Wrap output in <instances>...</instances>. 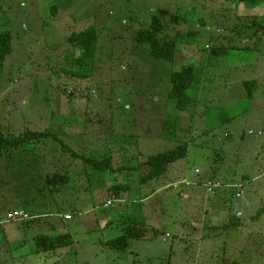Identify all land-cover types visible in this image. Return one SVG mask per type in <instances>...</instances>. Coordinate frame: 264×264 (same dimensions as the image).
<instances>
[{
    "label": "rangeland",
    "instance_id": "rangeland-1",
    "mask_svg": "<svg viewBox=\"0 0 264 264\" xmlns=\"http://www.w3.org/2000/svg\"><path fill=\"white\" fill-rule=\"evenodd\" d=\"M237 2L0 0V31L13 36L12 54L0 64V131L50 129L55 112L66 131L64 139L76 150L82 148L77 138L85 124L86 133L94 134L86 137L89 145L100 151L107 148L102 146L105 140H118L116 146L145 156L188 146L187 157L158 181L143 186L141 173H131L128 192L113 195L108 209L101 204L103 198L112 197L108 186L123 183L125 175L108 172L104 187L98 175L83 173L77 178L81 186H67L60 195L38 184L37 177L31 180V173L21 177V171L34 169L31 158L0 157L4 211L0 221H7L17 208L32 211L36 205L52 214L51 219H57L58 209L73 217L56 230L42 229L43 235L69 234L73 241L60 250L62 254L46 255L43 264H264V4L248 10ZM53 5L59 8L56 15L50 11ZM154 17L166 25L164 37L185 39L179 40L172 63L153 58L149 46L136 40L138 30L147 28ZM90 26L99 31L94 74L90 79L74 78L69 68L77 54L66 39ZM183 52L185 61L180 58ZM185 65L201 67L202 78L188 91L195 106L178 111L170 97V76ZM247 82L255 83L252 98ZM47 148L60 147L49 140ZM114 154V165L121 164V156ZM36 169L38 175L41 168ZM207 179L240 185L243 198L230 190L206 188L202 182ZM184 180L193 185L184 186ZM42 189L46 197L39 193ZM148 194L152 195L143 201ZM28 199L36 205L27 204ZM219 206L227 216L217 217ZM239 211L242 226L222 233L226 217L228 221ZM259 211L260 217L251 219ZM135 218L145 223L148 241L133 240L128 251L99 247L100 242L120 236ZM150 220L156 230L147 225ZM17 223L21 222L0 225V264L29 263L18 254L32 251L33 231L16 229V234L11 229ZM4 232L9 244L26 240V233L29 241L7 251ZM90 240L95 246H88ZM225 244L235 248L224 249ZM258 258L260 262H254Z\"/></svg>",
    "mask_w": 264,
    "mask_h": 264
},
{
    "label": "trees",
    "instance_id": "trees-1",
    "mask_svg": "<svg viewBox=\"0 0 264 264\" xmlns=\"http://www.w3.org/2000/svg\"><path fill=\"white\" fill-rule=\"evenodd\" d=\"M240 4H243L249 10L255 9L256 7L264 4V0H238L237 6ZM1 10L2 7L0 6V14ZM50 11L56 15L59 12V8L57 5H53L51 6ZM165 29L166 25L163 23V21L158 17H154L151 24L147 28L138 30L136 40L140 46H149V51L153 58L172 63L175 60L176 52L179 48V40L185 39L178 35L176 36H178L179 39L171 38L172 36L164 37L163 33ZM98 32L99 31L95 26H90L89 28H86L80 32H73L67 37L66 42L69 46H71L72 53L77 54V56L72 57L69 68V72H71L72 77L78 79L92 78L97 62V51L99 44ZM188 36L192 38L195 37V34L189 33ZM12 41L13 36L9 31H0L1 65H3L8 56L12 54ZM202 71V68L196 65H185L180 70L171 72L170 97L171 100L174 101L175 107L178 111H185L188 110L190 106H195V98H191L188 94V91L200 83ZM244 85L248 89V96L252 98L255 83L247 82L244 83ZM55 115V112L51 113L50 119L51 122H53V125L50 127V129H45L42 131L26 129L23 132L17 134L9 131L7 133V130L5 132L0 131V157H3L5 161L8 159L11 160L12 158L16 159L18 155L22 156L23 161L25 157L31 158V163L34 166V169L31 171L27 168V170L30 172L25 170L21 171V177L26 179L23 175L28 176V173H31L32 175L28 177H30L31 180L32 178L35 180L37 177V183L41 184L42 187L48 188L50 193L55 192L56 194L62 195L65 193L64 189L67 186H71L73 184L75 185V183L78 186H81L80 181L77 180V178L78 176H82L83 173L87 177L98 175V178H101L102 180L105 179V176L108 174V172H110V174L116 173L125 175L126 177L124 176L123 178V181L125 182V179L127 181L131 173L139 172L141 173L139 177V184L144 186L151 181H158L160 178L164 177L175 163L185 159L188 155V146L186 144H180L175 149L151 156H145L137 153L139 155L138 157L135 152H130V150H126L124 147L116 146L118 143L116 141L118 140L112 141L115 143L110 146H108V144L112 142H107V140H105L102 146L106 145L107 148L104 146L103 151L96 150L93 148L94 146L92 147L91 144L89 145V140L86 138L90 136V134H93L92 132L86 133L87 124H85L83 128L79 127L83 133H81L77 139L78 142L81 143L80 145L82 148L76 150L74 146L69 144L64 139V137H66V131L62 130L63 127H61V124ZM74 121L77 123L80 122L76 119H74ZM95 137L99 138V136ZM95 139L96 140L94 143L97 142V138ZM49 140L57 143L60 148H47V142ZM114 153H117L121 156V164L114 165ZM129 156L131 157L128 158ZM135 156L138 157V161L136 160ZM35 159L40 160H37L36 162ZM6 166L10 167L9 163H5L4 167ZM37 166L41 168V170H39L40 172H38L39 176L36 172ZM77 166H79V168ZM88 168L91 170V172L88 171ZM75 177L76 179H74ZM88 180L90 179L88 178ZM209 181L213 180L207 179L205 182L203 181L204 183L202 182V184L205 185ZM124 182H117V184H111L108 186L107 180L103 181V186H108V190L112 195V197L103 198L101 204L105 209H108L113 205V195H119L120 193L126 194L128 192L129 180L126 184H124ZM224 184L229 183L224 182ZM192 185L193 183H191L190 186H184L191 187ZM230 191L235 193L236 189L233 188ZM39 193L46 197V192L44 189L40 190ZM155 193L156 191H154L152 194ZM152 194L144 196L143 201L148 199ZM109 201L112 202V205L105 207ZM26 203L29 205H36L35 200H33L32 203L30 200ZM36 207L39 208V205H36ZM37 208H34L32 211L24 208H18L19 210L27 212L29 216L32 217L31 220L24 221L26 224H32L35 220L38 221L39 219L43 218V216H52V214L44 213V211H42L43 209ZM262 210V213H264V206L261 208V211ZM56 212V217H63L66 215V219L67 216H70L69 214H63L59 209ZM260 215L261 212L259 211L257 217ZM72 219L73 217L71 215L70 219H66V221ZM144 224L145 223L141 222L140 219H131L128 221L126 227H124V232L122 235L105 241L102 245L115 251H128L131 248L133 240H141L143 238L145 228V226H143ZM239 226H242L241 217H237V215H231L227 225L222 227L221 232L223 233V231H231L233 229L236 230ZM152 229L156 230L155 228ZM221 232H219L217 235H221ZM155 233H158V231H155ZM33 240L35 241L37 250L42 253L56 252L73 242L71 240V235L69 234L57 235L55 237H49L40 234L34 236ZM232 263L236 264V262Z\"/></svg>",
    "mask_w": 264,
    "mask_h": 264
},
{
    "label": "crops",
    "instance_id": "crops-1",
    "mask_svg": "<svg viewBox=\"0 0 264 264\" xmlns=\"http://www.w3.org/2000/svg\"><path fill=\"white\" fill-rule=\"evenodd\" d=\"M178 52V51H177ZM177 55H178V53H176ZM180 58L183 60V61H185L186 59H187V53H185V52H183V53H181V56H180ZM178 71V70H177ZM157 192V191H156ZM223 194V193H222ZM222 196V195H221ZM223 197V196H222ZM123 201V200H122ZM219 209H220V214H217V217L219 216V217H223V216H227V215H225V213L227 212L224 208H222V206H219L218 207ZM222 208V209H221ZM18 209V208H17ZM22 209V208H21ZM13 210V209H12ZM9 211H11V210H9ZM8 211V212H9ZM4 211H2V210H0V216L2 215V217H4V213H3ZM240 212V211H239ZM88 213V212H87ZM241 214H242V216L241 217H243V213L242 212H240ZM206 214H208V212H206ZM213 214V213H212ZM237 214V213H236ZM82 215V214H81ZM65 216L66 215H64L63 217H56L57 219H51L52 218V216H50V217H48V216H43V217H45V218H43L44 220L43 221H41V220H39V221H37V220H35L32 224L30 223V224H26L25 222H21V223H17V225H16V227H14V228H12L11 230H13V231H15L16 232V234H17V231H16V229H18V231L20 232V231H23V232H25L24 231V228H28L29 230H32L33 232V237L34 236H37V235H40V234H42V229H48V230H56L57 228H59V227H61L62 226V224H64L63 222L64 221H66V219H65ZM258 217H260V216H258ZM251 219H257V215H255V216H252L251 217ZM5 222H10V221H0V225H2L3 223H5ZM224 223L225 224H227L228 223V221H227V217H226V220L224 221ZM252 223V222H251ZM150 224H151V220H150V223L149 224H147V225H149V227H152V226H150ZM149 229V228H148ZM184 229L185 228H183V230H182V233H184ZM28 230V231H29ZM237 230H238V228H237ZM123 232H124V228H123V231L121 232L122 234H123ZM233 232V231H232ZM231 232V233H232ZM147 233V228H144V236L145 235H148V233ZM181 232H179V234H180ZM26 234H28V236H27V238H26V240L24 239V240H18V243L17 244H9V242H8V240H9V234L8 233H6V232H4L3 234H2V240H3V242H4V247H5V249H7V251H11L14 247L13 246H15V245H19V246H21V245H25L29 240H28V237H29V233H26ZM121 234V235H122ZM184 234H186V233H184ZM143 236V238L141 239V240H144V241H148L149 239V237H144ZM181 236V235H180ZM228 238H229V240L230 239H232L233 238V235H229L228 236ZM34 241V240H33ZM94 240H90V242H88V246L89 247H92V246H95V242H93ZM105 241H107V240H105ZM105 241H102V242H100V243H102L103 244V242H105ZM100 245L99 247H103V248H106L105 246H103V245ZM228 248V250H233L235 247H233V246H231L230 248L228 247V245L226 246V244L224 245V249H227ZM243 248H245V247H243ZM243 248H241V249H243ZM85 249V248H84ZM84 249H82V250H84ZM61 250V249H60ZM60 250H58V251H56V252H53V253H42V252H40V251H38L37 250V248H36V246H35V241H34V247H33V249H32V251H30V253H28V254H23L24 256H26L25 258H24V256H21V254H18V256H19V258H20V260L22 261V259H26V258H28L29 259V263H27V264H43V260H44V258L46 257V255L47 256H51L52 254H62L61 252L62 251H60ZM246 252H247V250H246ZM85 253V251H83V254ZM81 254V252L80 251H77L76 252V255L79 257V255ZM32 256L34 257V258H32ZM96 257H98V256H96ZM41 258V259H40ZM254 262H260V258H258V259H255L254 260ZM250 263H252V261H248L247 263L245 262V264H250Z\"/></svg>",
    "mask_w": 264,
    "mask_h": 264
},
{
    "label": "built area",
    "instance_id": "built-area-1",
    "mask_svg": "<svg viewBox=\"0 0 264 264\" xmlns=\"http://www.w3.org/2000/svg\"><path fill=\"white\" fill-rule=\"evenodd\" d=\"M199 172L196 171V174ZM181 184L183 185H186V186H190L191 183L184 180V182H182ZM205 187L208 188V189H215V190H218V189H239L240 186L238 185H232V184H223L221 182H213V181H209L205 184ZM243 197V192L242 191H238L236 192V198L238 199H241ZM112 205V202L109 201L107 202V204L105 205V207H109ZM241 214L240 212L237 213V217H240ZM32 217L29 216V214L23 210H18V211H15V212H12V213H9L8 214V217H7V221H14V222H24V221H28V220H31ZM66 219H70V216H67ZM165 241V239H164Z\"/></svg>",
    "mask_w": 264,
    "mask_h": 264
},
{
    "label": "clouds",
    "instance_id": "clouds-1",
    "mask_svg": "<svg viewBox=\"0 0 264 264\" xmlns=\"http://www.w3.org/2000/svg\"><path fill=\"white\" fill-rule=\"evenodd\" d=\"M229 184H232V185H237V184H233V183H229ZM181 185V184H180ZM238 186H240V185H238ZM240 188H241V186H240ZM239 188V189H240ZM239 189H236V191H235V196H236V192H238V190ZM221 190H223V189H221ZM225 190H231V189H225ZM243 192V191H242ZM244 195V194H243ZM243 198V197H242ZM238 213V212H237ZM237 215V214H236ZM241 217V216H240Z\"/></svg>",
    "mask_w": 264,
    "mask_h": 264
}]
</instances>
